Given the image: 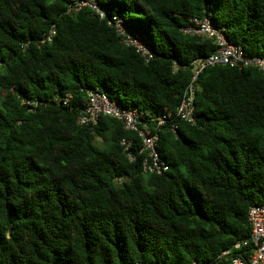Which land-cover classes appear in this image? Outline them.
Returning <instances> with one entry per match:
<instances>
[{"label": "trees", "instance_id": "1", "mask_svg": "<svg viewBox=\"0 0 264 264\" xmlns=\"http://www.w3.org/2000/svg\"><path fill=\"white\" fill-rule=\"evenodd\" d=\"M75 1L0 0V264H223L217 255L249 235V207L264 204V72L204 69L194 121L158 132L162 174L143 172L119 120L77 118L90 90L174 110L190 62L215 50L182 31L193 18L211 13L230 43L264 56V0H95L103 18Z\"/></svg>", "mask_w": 264, "mask_h": 264}, {"label": "built area", "instance_id": "2", "mask_svg": "<svg viewBox=\"0 0 264 264\" xmlns=\"http://www.w3.org/2000/svg\"><path fill=\"white\" fill-rule=\"evenodd\" d=\"M80 7H89L100 18L104 17V12L95 0H76L74 8ZM210 15L211 13L201 18H193L192 24L182 29L187 34L211 39L215 44V50L208 55L198 56L190 62L191 76L174 110L166 109L159 115H151L133 106H123L117 95L112 94V96L107 91L90 90L87 93L85 108L79 114L77 122L93 127L102 116L119 120L124 129L137 135L141 143V151L145 154L141 166L145 173L162 174L167 171L168 165L160 158L157 149L158 132L167 122L175 119L189 123L194 121V99L198 90V77L204 69L210 66L227 65L239 69L253 67L264 72V56L246 54L242 47L230 43L224 33L225 28L214 24ZM111 20L116 32L122 36V41L132 46L147 61L151 57L148 47L138 37L124 29L119 16L115 15ZM51 35L52 32L46 40H49ZM69 99L70 95L66 94L59 102L66 105ZM26 103L29 104V102ZM119 144L128 159L134 160L130 151L133 145L132 139L123 138ZM247 221L250 225L248 237L234 242L231 247L222 250L217 255V259L225 261L223 264H264V204L251 205L247 212ZM235 250H243L245 257L233 255L232 251Z\"/></svg>", "mask_w": 264, "mask_h": 264}, {"label": "rangeland", "instance_id": "3", "mask_svg": "<svg viewBox=\"0 0 264 264\" xmlns=\"http://www.w3.org/2000/svg\"><path fill=\"white\" fill-rule=\"evenodd\" d=\"M98 139V138H97ZM96 141V140H95ZM97 143H98V145L100 144V140L98 139L97 141H96Z\"/></svg>", "mask_w": 264, "mask_h": 264}]
</instances>
